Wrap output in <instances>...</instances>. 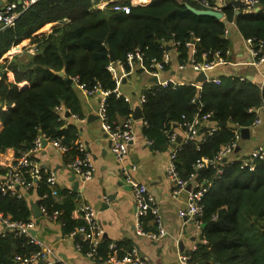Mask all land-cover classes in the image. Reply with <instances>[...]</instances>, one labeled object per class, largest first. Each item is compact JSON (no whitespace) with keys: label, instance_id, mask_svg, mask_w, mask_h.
Segmentation results:
<instances>
[{"label":"trees","instance_id":"16d2710c","mask_svg":"<svg viewBox=\"0 0 264 264\" xmlns=\"http://www.w3.org/2000/svg\"><path fill=\"white\" fill-rule=\"evenodd\" d=\"M98 1L38 0L22 11L14 25L0 28V59L26 38L36 42L35 54H30L26 61L15 54L0 64V119L3 122L0 153L13 148L18 158L33 146L37 137L45 135L48 139L60 138L69 147L65 153L68 163L82 157L76 146L78 127L68 123L58 109L64 106L82 116L77 83H69L67 78L79 77V82L88 88L100 85L109 91L107 112L110 122L118 124V116L126 118L133 110L130 102L115 91L117 81L108 66L120 62L129 69L128 53L137 48L144 53L145 65L153 58L162 59L172 41L179 42L180 64L190 62L186 44L194 40L196 61H211L218 51L230 59L226 55L231 48L230 39L224 34L226 23L188 9L186 3L201 7L194 0H151L138 5L122 0L131 4L128 13L115 10L114 3L104 9H94ZM259 2L262 8L255 12L237 13L234 5L225 8L226 19L235 22L245 38H253L256 47L260 40L264 41V0ZM57 21L61 22L48 35L34 36L46 24ZM111 52L115 60L111 59ZM63 68L66 74H57ZM7 70L14 72V82L8 80ZM22 80H28L29 86L19 88L17 82ZM143 95L142 122H146L143 132L146 139L153 141L154 149L170 147L169 133L177 126L183 129L186 119L212 112L201 126L200 134L183 139L175 156L182 179L191 180L192 174L199 173L200 181L206 180L207 186L201 217L205 225L204 242L192 253V263L264 264V158L257 159L253 169L242 166V160L226 161L220 172L212 165L199 169L200 172L196 168L199 161L214 158L234 138L235 128H248L255 122L257 112L249 110L260 108L264 103V89L240 75H223L219 82H203L201 88L195 84H156ZM219 123L226 125L211 132ZM202 129L205 130L201 132ZM34 190L38 194L37 205H44L48 214L59 211L57 221L61 222L65 234L84 223L72 217L78 207L77 193L59 187L58 195L53 196L44 171L37 185L25 191L23 197L3 194L0 190V212L14 221L30 220L33 217L30 195ZM144 226L147 230L155 229L147 218ZM75 240L81 244L82 253L90 250L83 236L77 235ZM111 242L104 237L97 248L96 262L108 257ZM116 244L121 254L133 246ZM38 249L28 236L7 232L0 235V264L12 263L16 255L29 256Z\"/></svg>","mask_w":264,"mask_h":264},{"label":"crops","instance_id":"0c3cea01","mask_svg":"<svg viewBox=\"0 0 264 264\" xmlns=\"http://www.w3.org/2000/svg\"><path fill=\"white\" fill-rule=\"evenodd\" d=\"M132 4H148L151 0H130ZM94 9L99 8L96 4ZM60 21L51 22L34 33L35 37L48 35L53 31ZM231 46L230 60L226 63L216 65L208 72L209 79H219L221 76H242L260 85L264 77V62L257 65L250 51L246 38L238 29L235 23L230 24L229 34ZM16 48L14 53L25 61L30 54H35L36 42L31 38L24 39ZM11 49L9 51H11ZM8 51V52H9ZM6 52L0 59L3 64L7 56ZM171 61L167 69L159 75H153L142 64L136 62L127 69L123 64L116 62L114 70H111L114 78L119 80L115 91L123 95L130 102L133 112V128L135 139L130 145V154L127 162H133L137 168L135 177L156 195L161 213L162 222L166 235L160 239H151L139 235L136 231L137 221L135 216L134 196L130 187L123 181L120 172V165L111 150V140L108 132L103 126L99 116V107L103 95L99 92L88 94L80 86L75 85L80 102L81 115L75 117L66 115L70 111L61 106L60 111L68 123H74L78 127V137L85 143L87 152L90 153L94 164V175L85 179L69 167L65 153L54 146L50 141L45 147L34 155L41 167L52 169L57 173L58 184L61 188L74 190L77 193L78 207L73 211L72 217L80 219L79 206L82 203H90L98 209V218L104 228V237L112 242L130 243L136 245L140 252L151 259L153 264H180L179 256L183 250L191 249L204 242L201 239L202 230L191 219L180 215V210L186 205L189 190L186 186L177 195L173 194L174 183L168 177L167 167L173 151L172 145L167 149H154L147 143L143 132V120L135 119L134 111L137 105L142 107L141 98L146 89L161 82L173 79L179 84H195L201 86L197 77L200 72L195 71L190 65L180 68L177 51L170 50ZM8 80L15 81L14 72L7 70ZM157 78V81L154 80ZM1 79V74H0ZM19 88L29 86L28 80L17 82ZM7 109V105H3ZM260 123H253L249 126V137H242L237 142L235 150L228 154V161L242 160L247 158L256 148L264 146V107L256 108ZM125 118L118 116L116 122H122ZM3 129V122L0 119V131ZM242 129V128H241ZM182 140L185 136L183 129L177 126L175 131ZM15 150L7 148L0 153V165L10 166L15 160ZM205 159V158H204ZM201 170V169H200ZM199 171V169H198ZM76 178L79 182L75 184ZM193 185V182H192ZM38 199L37 191L30 195V201ZM36 237L52 249L49 254V261L60 259L68 264H95L84 253L76 247L75 237L65 234L62 226L50 220L45 214L36 218ZM150 217V216H149ZM147 217L151 224L152 219ZM2 225L0 223V229ZM98 264H107L98 262Z\"/></svg>","mask_w":264,"mask_h":264},{"label":"built area","instance_id":"2783aa9c","mask_svg":"<svg viewBox=\"0 0 264 264\" xmlns=\"http://www.w3.org/2000/svg\"><path fill=\"white\" fill-rule=\"evenodd\" d=\"M38 0H0V28H5L8 26L14 25L18 16L22 13L23 10L27 9L30 5L37 2ZM122 0H100L96 4L99 8H106L109 3H114L113 8L115 10L124 11L126 13L130 12L131 4L123 3ZM199 4L202 9H208L213 11H220L223 13V17L220 18L226 23L224 34L228 36L229 26L233 21H228L226 19L225 8L229 5H234V0H194ZM235 6V5H234ZM236 7V6H235ZM262 8L259 0H239L238 7L240 11L244 12H255ZM250 46V51L255 59L257 65L264 62V41L260 40L257 47L255 46L253 38H246ZM179 45L178 41H172L168 47H171L164 51L162 59L153 58L148 64H144L143 61V51L139 48L135 49L128 53L127 62L129 66H133L136 62L142 64L147 70H149L153 75H159L161 71L167 69L170 64V50L174 49L177 51V46ZM190 50V62L181 64L180 68H184L190 65L197 72H209L216 65L226 63L230 59L226 56H221L220 52H216L215 58L211 61H196L194 55L196 53L195 40L193 42H188L186 44ZM19 46V45H17ZM36 50V47L34 48ZM16 51V48H13V51H9V56H13ZM226 55H231V49L227 50ZM204 59H206L207 54H203ZM120 63V62H119ZM122 64V63H121ZM108 69L114 70V64H110ZM112 73V72H111ZM242 79L244 77L240 76ZM215 81L219 82V79H209L206 81ZM73 81L77 83L85 92L88 94L100 93L103 95L100 107H99V116L102 120L103 126L108 132L109 138L111 140V150L114 153L119 165L120 172L123 178V181L130 187L135 202V216L137 221V233L139 235L147 236L151 239H160L166 235V230L162 222V213L157 200L156 195L147 187V185L138 181L134 175L137 168L136 164L133 162L128 163L127 159L130 154V145L135 139V133L133 128L134 117L133 115L127 116L122 122L114 124L110 122L109 115L107 112L106 96L109 94V91L103 90L100 85H96L93 88H88L85 83L79 82V77H73ZM117 83L119 80H116ZM173 83L174 85L179 84L173 79H169L161 82L162 85H168ZM202 86V85H201ZM201 86H198L201 88ZM261 89H264V77L263 81L260 84ZM118 94V93H117ZM119 95V94H118ZM145 102V95L141 98V103ZM62 109V107H58ZM256 108H251L249 111H255ZM212 112L206 114H196L192 119H186L183 123L184 127V140L196 138L200 134L201 126L209 120ZM75 117L79 115L74 114ZM186 118L185 116H183ZM144 124L146 122H143ZM255 123H260V118H256ZM217 126L211 128V132L215 130ZM240 130L241 128H235L234 138L224 144L218 153L212 159H202L196 165V168L202 169L212 165L217 167L218 172L222 171L223 164L228 161V154L232 153L236 146L237 142L240 139ZM169 139L172 144L177 142V135L175 132L169 133ZM44 140L47 143L50 141L54 146L60 148L63 152L68 150V146L63 144L60 138L48 139L45 135L39 136L34 141L33 146L22 153L14 162L8 166L3 167L0 165V190L3 194L23 197L24 192L28 191L32 187L37 185V182L42 178L43 171L47 174V183L52 190V195H58V184L57 173L52 169H47L41 167L40 164L34 158V155L38 153L43 146ZM183 141V140H182ZM148 144H152L153 141L147 139ZM181 144V143H180ZM180 144L176 143L173 148L170 161L167 167L168 177L173 181L174 188L173 194L177 195L182 190L188 186V184L193 185L188 193V198L186 205L183 209L180 210V215L187 219H191L195 222L200 230H202V221L201 217L203 215V197L207 191L206 180L200 181L199 173L192 174L191 180L182 179L176 164L175 156L177 148ZM77 149L83 154L82 157H75L69 162V167L78 173L81 177L89 179L94 175L96 169L94 161L87 152L85 143L79 138L76 140ZM264 158V146H259L256 148L247 158L242 159V166H248L251 169L254 168L255 162L257 159ZM4 170V172L2 171ZM28 173L30 176L26 175ZM43 214H45L50 220L57 221L59 211H54L52 214H48L47 209L44 205L39 206ZM80 219L84 222L82 225L77 226L69 235L76 237L77 235L83 236V239L88 241L90 245V250L84 253L89 259L96 262L98 260V246L104 239V228L98 218V209L90 203H82L79 208ZM152 216V223L155 226L154 230H147L145 228V220L147 217ZM0 223L2 225L0 229V235H5L7 232H14L17 235H26L30 238V242L39 246V249L32 253L29 256L22 257L20 255L15 256V261L9 264H38L39 261H43L44 264H68L66 261L60 259H53L49 261V254L52 253V249L45 245L41 240H39L36 235L32 233L36 229V220L32 217L26 222L14 221L9 217H5L0 212ZM60 225L61 222H58ZM76 247L79 251L81 250V244L76 242ZM109 249L111 252L108 257L101 259V262L107 264H153L151 259L143 255L140 252V249L133 245L130 250H124V253L121 254L119 248L117 247L116 242H111L109 244ZM197 249V246L192 247L191 249L183 250L180 252L179 263L180 264H193L192 253Z\"/></svg>","mask_w":264,"mask_h":264},{"label":"water","instance_id":"95a60500","mask_svg":"<svg viewBox=\"0 0 264 264\" xmlns=\"http://www.w3.org/2000/svg\"><path fill=\"white\" fill-rule=\"evenodd\" d=\"M233 3H234V5L236 7H238L239 0H234ZM186 6H187L188 9H190L191 11H193L194 13L199 14V15H209V16L216 17L218 19H220V18L223 17V13L220 12V11H213V10L198 8V7H195V6H193V5L189 4V3H186ZM236 11H237V13H240V10L239 9H237ZM169 48H171V47H168V49ZM111 59L112 60H115V56H114V53L113 52H111ZM57 74H59L61 76H64L66 74L65 69L63 68L62 70L57 71ZM207 78H208V73L202 71V72L199 73V75L197 77V80L199 82H203V81H206ZM154 80L157 81V78L154 77ZM67 81L69 83H72L73 79L71 77H69V78H67ZM157 83H158V81H157ZM262 107H264V103H262ZM66 115L67 116H71L72 113L70 111H66ZM134 116H135V119H142L143 118V110H142V107L140 105H137L135 107ZM224 125H226V123H219V124H217V127H221V126H224ZM204 130L205 129H202L201 132H203ZM249 132H250L249 131V128H247V127L246 128H242L241 129V135H242V137H249ZM181 142H182V137L181 136H177V142L176 143L177 144H180ZM176 143L175 144H172V147H175L176 146ZM46 144H47V141L44 140L43 146L45 147ZM199 172H200V170H199ZM74 179H75V184H78L79 181L76 178H74ZM191 187H192V185L191 184H188L187 188L188 189H191ZM31 207H32V211L34 213V216L36 218H38V217H40V216L43 215V212L40 209L39 205H37L34 201H31ZM202 227L204 228L205 225L203 224ZM32 233L34 235H36V230L34 229L32 231ZM201 239H204V235L203 234L201 235ZM38 264H44V262L43 261H39ZM95 264H98V262H96Z\"/></svg>","mask_w":264,"mask_h":264},{"label":"rangeland","instance_id":"374dc122","mask_svg":"<svg viewBox=\"0 0 264 264\" xmlns=\"http://www.w3.org/2000/svg\"><path fill=\"white\" fill-rule=\"evenodd\" d=\"M11 51H13V49H11ZM6 55H7V56H9L10 54H9V53H7Z\"/></svg>","mask_w":264,"mask_h":264}]
</instances>
